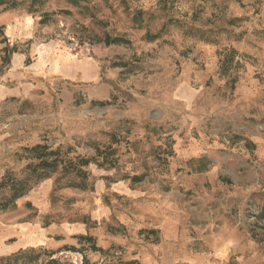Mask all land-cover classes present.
<instances>
[{"label": "rangeland", "instance_id": "rangeland-1", "mask_svg": "<svg viewBox=\"0 0 264 264\" xmlns=\"http://www.w3.org/2000/svg\"><path fill=\"white\" fill-rule=\"evenodd\" d=\"M0 2L98 65L0 118V209L77 230L0 264H264V0Z\"/></svg>", "mask_w": 264, "mask_h": 264}, {"label": "crops", "instance_id": "crops-1", "mask_svg": "<svg viewBox=\"0 0 264 264\" xmlns=\"http://www.w3.org/2000/svg\"><path fill=\"white\" fill-rule=\"evenodd\" d=\"M37 23L28 15H0V47L6 49L8 59L0 73V118L2 114L15 116L16 103L30 100L40 89L98 76V65L92 58L69 53L58 40L45 42L44 30ZM11 141L9 134L0 135V146ZM36 200L28 194L11 208L0 209V262H41L60 252L77 234L76 226L47 225L40 215L24 209V204L32 206Z\"/></svg>", "mask_w": 264, "mask_h": 264}, {"label": "built area", "instance_id": "built-area-1", "mask_svg": "<svg viewBox=\"0 0 264 264\" xmlns=\"http://www.w3.org/2000/svg\"><path fill=\"white\" fill-rule=\"evenodd\" d=\"M68 42H69V46H70V49H71L72 53H77L80 50V48H82L81 47L82 43H81V40L79 38H76V37L70 38ZM87 47L88 46L84 45L82 51L86 52L87 51Z\"/></svg>", "mask_w": 264, "mask_h": 264}, {"label": "trees", "instance_id": "trees-1", "mask_svg": "<svg viewBox=\"0 0 264 264\" xmlns=\"http://www.w3.org/2000/svg\"><path fill=\"white\" fill-rule=\"evenodd\" d=\"M0 3H2V2H0Z\"/></svg>", "mask_w": 264, "mask_h": 264}]
</instances>
